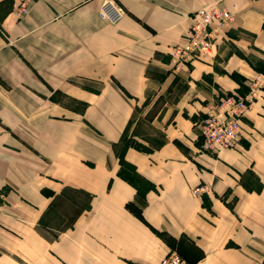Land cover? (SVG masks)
<instances>
[{
  "label": "crops",
  "instance_id": "0c3cea01",
  "mask_svg": "<svg viewBox=\"0 0 264 264\" xmlns=\"http://www.w3.org/2000/svg\"><path fill=\"white\" fill-rule=\"evenodd\" d=\"M105 1L19 17L22 0H0V264H263L264 88L237 147L206 152L201 128L223 96L264 86V0H114L115 24ZM212 8L233 15L213 57L174 70ZM57 205L74 213L59 230Z\"/></svg>",
  "mask_w": 264,
  "mask_h": 264
},
{
  "label": "built area",
  "instance_id": "2783aa9c",
  "mask_svg": "<svg viewBox=\"0 0 264 264\" xmlns=\"http://www.w3.org/2000/svg\"><path fill=\"white\" fill-rule=\"evenodd\" d=\"M35 0H22L16 13L23 17ZM102 19L110 23L119 22L124 12L114 0H106L101 8ZM233 21L232 13L226 8L203 9L193 13L192 25L188 32V42L184 46L171 49L170 56L174 70L186 67L193 61L207 62L213 57V49L219 29L228 27ZM264 88L259 81L249 85L245 95L231 93L223 96L219 103L209 106L202 120V147L206 152L219 154L238 146L243 136L244 118L247 111ZM205 187H197L196 195L205 193ZM160 264H190L177 251L165 255Z\"/></svg>",
  "mask_w": 264,
  "mask_h": 264
},
{
  "label": "rangeland",
  "instance_id": "374dc122",
  "mask_svg": "<svg viewBox=\"0 0 264 264\" xmlns=\"http://www.w3.org/2000/svg\"><path fill=\"white\" fill-rule=\"evenodd\" d=\"M50 215L52 216L53 220H49L47 218L45 220L46 226L49 225L58 230L62 228H66V226H68L74 218L73 211H70L68 208H64L62 205H57V208L52 210ZM44 230L46 234H49L50 236L52 235V233H55V231H49L46 229Z\"/></svg>",
  "mask_w": 264,
  "mask_h": 264
},
{
  "label": "trees",
  "instance_id": "16d2710c",
  "mask_svg": "<svg viewBox=\"0 0 264 264\" xmlns=\"http://www.w3.org/2000/svg\"><path fill=\"white\" fill-rule=\"evenodd\" d=\"M249 92V87L248 88H246L245 90H239L238 92H236V93H240V94H243V95H245V94H247ZM232 93H234V92H232ZM229 94H231V93H229ZM66 191V190H65ZM64 191V195L66 194V192ZM88 196V195H87ZM69 198V197H68ZM92 198V196L91 195H89V199H91ZM137 209H135V211H136ZM136 212H138V213H140L139 211H136ZM263 264H264V261H263Z\"/></svg>",
  "mask_w": 264,
  "mask_h": 264
}]
</instances>
